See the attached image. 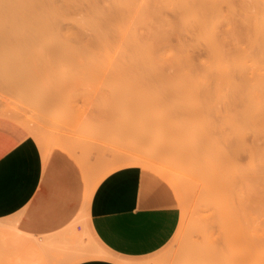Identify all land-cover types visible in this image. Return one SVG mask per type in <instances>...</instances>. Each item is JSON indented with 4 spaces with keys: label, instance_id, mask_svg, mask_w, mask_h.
Wrapping results in <instances>:
<instances>
[{
    "label": "rangeland",
    "instance_id": "obj_1",
    "mask_svg": "<svg viewBox=\"0 0 264 264\" xmlns=\"http://www.w3.org/2000/svg\"><path fill=\"white\" fill-rule=\"evenodd\" d=\"M109 1L97 0L98 4H101L100 7H102V15L111 12L112 9L108 5ZM134 1L136 11L140 8L142 2H145V0ZM163 11L169 18L172 17L171 8L167 7ZM82 13L76 12L72 15L73 17L61 19V25L64 24L62 27L69 26L70 28H76L74 30H78L77 28L80 25L75 21V18H80ZM229 15L231 17L232 13L226 8L219 14L220 26L217 28L219 32L224 31ZM195 22L192 16L180 21L185 28L191 27ZM80 31L84 32L86 36L91 32L89 28ZM184 31L183 33L181 31L180 33L171 34L167 40L168 43H164L167 48L166 53L179 50L178 46L181 45L180 43L184 39L185 41L183 40L182 43L188 47L190 46L188 50L190 56H193L197 63L205 60L207 58L205 46L211 39V34H208L209 36L201 34L197 38L191 34L190 29ZM111 44L106 49H94L91 57L84 56L80 50L77 52L63 50L62 52L65 53L63 57H54V53L46 47L47 51L42 45L32 48V50L28 48L27 52L25 48H20L17 51L19 55L21 49L26 52L21 50V54H26L23 58L28 57L29 54H34V52L35 54L46 53L37 61L29 63V67L27 66L28 70H35L41 74L37 77L28 76L27 79H24L26 81L21 80L23 82H20V79L18 80L19 75L17 72V75L14 73V69L16 71V67H18L16 65H13L16 67H7L9 70H5L10 71L11 77H17L13 81H10V77L7 78L0 74V165L8 152L16 150L17 140H21L20 143H24L27 146L26 148L32 149L34 147L37 159L42 166L41 185L35 199L10 217L9 220L0 221V264H22V259H24V262L28 260L27 263L29 264L32 261L37 264L36 258L38 264H60L65 256L68 257L65 251L61 250L70 241L67 240L68 238L73 240L68 245L81 243L100 254V256L94 257L111 258L110 254L93 238L87 224L88 202L91 196L89 191L92 192L93 190H90V188L93 186L91 189H94L95 187L93 181L96 180L97 183L108 172L126 166H137L146 174H155L156 169L161 167L160 164L162 166L166 165L165 167L168 165L169 167L166 169L169 168L167 170L169 172L166 171L165 174L159 175L162 178V188L167 193V201L177 205L181 211L176 231L162 248L150 256L151 264H198L196 263L197 259L205 252H210L213 256L214 250H226L222 228L214 217L215 210L207 190L212 170L214 171L213 174L217 173L224 181L220 180V186L226 188L230 180L229 175L233 169V163L236 164L234 165L235 169L237 166L242 167L240 171L244 166H247L249 154L238 143L241 138L237 136L238 139H236L234 137L235 131L244 128L241 125L244 122L243 119L238 122L242 114H237V111L232 110L230 113L225 112V110L219 112L220 108H214L216 112L212 111L213 108H205L204 111L203 108L198 109L191 106L193 107L190 108L191 112L188 108H182L183 105L194 104L196 101L208 105L202 92L195 86L187 87L189 82L184 79L160 81L145 78L133 79V77L126 76H123V78L115 77L112 71L122 66L121 62L117 63L125 48L117 43ZM253 53L255 52L253 51ZM12 67L13 72H11ZM19 69L21 70L20 67L17 70ZM4 73L7 75L6 72ZM16 80L19 82L15 83ZM18 84L22 85L23 88L26 85H31L33 89L28 90L29 86L25 90L37 93L38 95H33V97L38 96L35 97L37 99L33 98L31 93H26L21 86L18 89ZM15 85H17L15 88L19 91L14 89ZM34 89L36 92H33ZM41 89L42 91H40ZM22 91L28 96L23 94ZM40 92H44V94H40ZM41 96L45 97L42 98ZM48 101L54 104H50ZM42 102L47 103L48 107ZM39 104L44 105V107L39 106ZM51 105L53 106L51 107ZM18 106L19 108L20 106L24 107L23 112L25 113L16 108ZM15 110H18L19 115ZM41 111L45 114H42ZM232 112L239 115V118L236 117L237 115L230 117L233 114ZM25 114L30 117V120L26 118L27 116H25L26 119H23ZM37 114H40V116H36ZM229 117L231 119H226ZM233 118L236 119H234L235 124ZM26 123L28 128L29 126L36 127V130L41 134L36 131L37 135L35 132L34 135L32 133L34 131L32 130L33 127L29 130L25 126ZM82 123H85V127ZM237 123H239V126ZM222 125L226 126L228 131ZM228 125L231 126L230 130L234 132L229 130ZM218 127L219 130L224 129L225 131H222L225 134L219 131ZM202 131H204V135ZM194 132L195 134L199 133L196 135V137L198 136L196 140ZM220 132L224 135L222 136ZM259 132L261 133L260 130ZM259 132L254 131L253 133V130H249L246 133L247 142H251L255 137L259 142H262L264 133L262 131L259 134ZM231 133L234 134L233 137ZM45 135L46 137H44ZM209 136L212 141L209 140ZM224 136L227 139L231 137L230 141H226ZM217 137L222 138L224 147L221 145V138ZM68 138H71L69 143ZM213 140L217 143L216 145ZM234 148L236 149L233 152ZM219 149H222V151ZM223 151L225 153H222ZM237 151H239L238 154ZM229 152L231 153L228 156ZM134 154L141 157L152 154L150 157L152 163L149 166L145 165L144 161L131 163L130 158ZM203 154H205V158ZM235 154H237V158ZM121 157L129 158L131 164L128 163L129 160H126V163ZM111 159L118 160L110 162ZM121 160L124 161L123 165L120 164ZM158 160L163 162L157 163ZM237 161L239 164L236 163ZM114 163H117V165ZM240 164L244 166H240ZM205 165H210L211 171L210 167ZM207 171H210V173ZM217 171H221L220 174ZM242 171L244 172V169ZM221 174L227 177L222 178ZM90 185L92 186L90 187ZM184 189L187 195L183 192ZM181 198L184 199V203ZM263 217L264 215L260 218L263 220ZM73 229H75V232L72 231ZM53 237L59 239L58 242H62L58 243L57 239L55 240ZM64 239L67 240L65 243ZM49 241L51 245H49ZM40 243L43 246H39ZM198 261L200 264H213L212 261L207 263L200 261V258Z\"/></svg>",
    "mask_w": 264,
    "mask_h": 264
},
{
    "label": "bare ground",
    "instance_id": "obj_2",
    "mask_svg": "<svg viewBox=\"0 0 264 264\" xmlns=\"http://www.w3.org/2000/svg\"><path fill=\"white\" fill-rule=\"evenodd\" d=\"M134 2V0H110L108 5H110L112 9L111 12L102 15V7H100L101 4H98L97 0H0V74L6 76L7 78L10 77V81H13V79H16L17 77H11L12 75L9 74L10 71L7 72L5 70H9L7 67L11 68V66L16 65L21 68V70H17L18 67L13 66L17 68L16 71L14 69V73L16 74L17 72L19 75L18 80L20 79V82H23L21 80L27 79L28 76H39L41 73L35 70H28L27 66L29 63L40 59L46 53L35 54L34 52V54H29V56L27 55L28 57L23 58V56L26 55L25 53L28 48L32 50V48L34 49L42 45L43 47H47L51 50L50 52L54 53V57H63L65 55V53L62 52L63 50H74L76 52L80 50L84 56L91 57L94 49H106L110 47V43H117L121 46L123 45L125 50L120 58H118V63L116 62L117 64L121 62L122 66L112 71V74L115 77L123 78V76H126L133 77V79L145 78L148 80L156 79L160 81L167 79H184L189 82L187 87L195 86L202 92L205 96L204 100H206L208 105H203L201 102L196 101L194 104L183 105L182 108H188L189 111L193 108L191 106H195V108L198 109L203 108L204 111L205 108H213V112L216 108H220L219 112L225 110V112L227 111L230 113L232 110L234 112L237 111V114H242L240 119H238V122L243 119L244 122L241 124L244 127L243 129L241 128L240 131L238 130L234 132L230 130L231 126H228L230 127L229 130L235 134L231 133L232 137L233 135L236 139L240 137L241 141L238 143H240L241 148L246 150L249 154L247 166L240 164V166H244V172L242 171L243 169L240 171L242 167L237 166L235 169L234 165L236 164L233 163V169L230 171L229 175L230 180L227 183L226 188H223L220 186V180H223L217 173L213 174L214 171H211V166L207 165L210 167L212 176L209 180L208 190H206L211 196V203L213 204V208L215 210L214 217L216 222L222 228L226 250H214L213 256L210 252H205L199 258L200 261L205 263L212 261L213 264H242V262H244L243 264H264V219L262 220L260 218L264 215V139L262 142L255 139L256 137L251 142H247L246 140V133L249 130H253V133L254 131L259 132V130L261 133L262 131L264 133V0H145V2H142L137 11L134 9ZM167 7L171 8L173 13L170 18L163 11ZM224 8L228 9L232 15L231 17L229 15L224 31L222 30V32H219L217 29L220 26L219 14ZM76 12H83L80 18H75V21L80 25V27L77 28L78 30H74L76 28H70L69 26L62 27L64 24L61 25L60 20L63 18L73 17L72 15ZM188 16H192L196 22L191 25V27L185 28L180 21ZM80 28L82 31L84 28H89L91 32L86 36L84 32L80 31ZM189 29L191 34L197 38L201 34H211V39L205 46L207 50V58L205 60H201L200 63H197L196 59L194 60L193 56H190L188 53L190 46L188 47L182 43L184 39L181 43L179 42L181 45L178 43L179 50L172 53H166L167 48L164 43H168L167 40L170 38L171 34L180 33L181 31L183 33L185 32L184 30L189 31ZM20 48L26 49V52L21 49L25 52L24 55L23 53L21 54L22 51L20 50L19 53L22 56L17 53ZM161 48L164 50L162 51ZM253 51L255 53H253ZM13 67L11 72H13ZM4 72H6L7 75H5ZM18 80H16L15 83H17ZM20 84H18V89H20L19 86L22 87ZM16 86L17 85L14 86V89H17L15 88ZM29 86L26 85L22 88L24 90L25 88L27 90V87H29L28 90L33 89L31 85ZM35 89L33 92H36ZM26 90V93L32 92ZM40 91H42V89ZM37 92H39V90H37ZM22 93L26 94L23 91ZM42 93L44 94V92ZM42 93L40 92V94ZM31 94L33 97V95L37 93ZM48 103L50 102L48 101ZM36 104L37 102L35 105ZM42 104H44V102H42ZM50 104L54 103L52 102ZM40 105L41 104H39V106ZM44 105L48 107L47 103ZM44 105L41 106L44 107ZM52 106L53 105H51V107ZM16 108L21 110V112L25 110L22 106H20L21 109L19 106ZM257 109L259 110L256 111ZM17 111L18 110H15V112L19 115ZM234 112H232L233 114L231 113L232 115L230 114V117H235L237 115H235ZM27 114L29 113L27 112ZM42 114H45V112ZM29 115L32 116L31 114ZM38 115L40 116V114H37L36 116ZM25 116L27 115L25 114L23 119ZM28 117L29 116L26 118L30 120V117ZM230 117L226 119H231ZM236 117L239 118V115ZM234 119L235 118H233V120ZM27 123L25 126H27ZM82 124L84 125L83 127H85V123ZM237 124L239 126V123ZM236 125L235 127H237ZM32 127L33 126H29L28 128L27 126L29 130ZM223 128L225 129L226 126H223ZM224 129L219 130L218 127L219 131ZM32 130H34L32 133L35 132L36 135L37 132L40 133L36 130V127H33ZM225 130H227V128ZM110 131H112V129H110ZM205 131L208 132L206 129ZM198 132L197 134H199ZM203 132L204 131H202V133ZM261 133L259 132V134ZM197 134L194 132L195 137L192 135L195 140L198 137H196ZM44 137H46V135ZM70 139H67L68 143ZM210 139L211 138L209 136V140ZM230 139L231 137L229 139L225 137L226 141H230ZM220 141L222 147H224L222 138ZM213 142L215 145L217 144L214 140ZM217 147L219 148V146ZM236 148L233 149V152ZM219 150L222 151V149ZM224 151L222 153H225ZM238 152L239 151H237V154ZM230 153L231 152H229L228 156ZM211 154L213 155V153ZM237 154H235V156ZM134 155V157L132 156L130 158L132 161L131 163L144 161L147 166L152 163L150 158L152 154L144 157L136 154ZM204 155L205 154H203V156ZM121 159L125 160L126 163V160H129V158L126 159V157H121ZM112 160L113 159H111L110 162H112ZM117 160L114 159L113 161ZM159 162L163 161L158 160L157 163ZM117 163L114 164L117 165ZM123 163L124 161L120 164L123 165ZM128 163L131 164L130 160ZM220 163L222 164V162ZM236 163L239 164L238 161ZM160 165L161 167L156 170L159 174H165L169 169L166 168L169 166L167 165V167H165L166 165ZM216 165H218V163H216ZM210 171L207 172L210 173ZM221 177L223 178L225 176H222L221 174ZM180 181L183 180L181 179ZM93 182H95L93 185H96V180ZM180 184L182 183L180 182ZM206 184L204 185L207 187ZM91 186L92 185H90V187ZM205 186L202 187L206 188ZM182 187L181 190L183 189ZM91 188L90 190H93ZM185 191L186 190L184 189L183 192L185 193ZM89 193L92 192L89 191ZM185 195H187V193H185ZM87 197L89 198V194ZM181 201L184 203V199ZM65 239L63 240L64 243L67 240L73 241L69 238L67 240ZM58 240L59 239L56 241L58 242ZM70 241H68L69 243L67 242L68 247L65 244L66 247L63 246V249L61 250H64L66 254H69V256H67L71 259H79L83 257L86 254L85 251H83L85 245L81 243L68 245L70 244ZM54 242L55 241L53 240V243ZM60 242L62 241H59L58 243ZM35 243L37 244L36 241ZM41 244L42 243H40L39 246H43ZM98 244L101 245L99 241ZM49 245H51V243ZM51 248H53V246H51ZM198 259L196 263L200 264ZM36 260V263L38 264V259L36 258ZM22 261V264H26L28 260L24 262V259H22ZM31 264H34L33 261Z\"/></svg>",
    "mask_w": 264,
    "mask_h": 264
},
{
    "label": "crops",
    "instance_id": "obj_3",
    "mask_svg": "<svg viewBox=\"0 0 264 264\" xmlns=\"http://www.w3.org/2000/svg\"><path fill=\"white\" fill-rule=\"evenodd\" d=\"M20 141L0 165L2 222L29 205L41 185L42 166L36 150ZM159 175L163 174L157 170L146 174L137 166L104 175L91 193L87 224L111 258H96L100 254L85 246L83 257H64L60 264H151L150 256L170 240L181 217L180 208L167 201Z\"/></svg>",
    "mask_w": 264,
    "mask_h": 264
}]
</instances>
